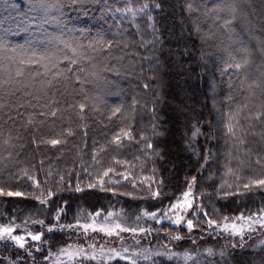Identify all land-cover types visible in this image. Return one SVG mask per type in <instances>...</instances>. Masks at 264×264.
<instances>
[{
    "label": "trees",
    "instance_id": "obj_1",
    "mask_svg": "<svg viewBox=\"0 0 264 264\" xmlns=\"http://www.w3.org/2000/svg\"><path fill=\"white\" fill-rule=\"evenodd\" d=\"M226 2L227 0H63V7L60 10L54 9L49 14L50 22L43 23V13L31 9L33 0H0V8L6 6L5 10H0V44L6 45L8 49H19L22 46L29 50V55L34 53L36 57H42L45 53L60 55L64 41L70 43L79 41L87 45L93 38L101 37L106 41H113L117 45L113 51L120 55L118 50L120 42L125 41L129 45L125 49L129 58L124 61L123 68L116 61H111L116 66V70L120 72L119 76L115 72H104L102 76L109 82L106 86L101 82V86L93 90L92 84L84 85L85 90L93 95V99L84 101L87 120L74 119L71 122L70 127L75 129L78 135L72 137L71 143L66 147L57 146L62 148V151L57 152L50 144L41 142L42 139L50 137H42V131L46 130L44 126L38 125L33 128L26 124L29 118L28 113H25L21 119L15 117V111H13L12 115L17 123L9 122L3 129H0V133H2L0 139L8 138L9 131L11 132L12 145L8 151L0 149V176L3 177V181L11 185L14 190L31 191L32 181L24 175V169H27L41 182L45 180L46 174L49 172L53 173L52 176L47 177L50 181L58 182L60 176L63 175L65 185L63 189L56 190L58 196L55 199L59 208H63L64 212H60L57 205H53L52 209L55 214L61 215L60 223H71L75 228L77 226L81 229L71 232L48 233V221L56 223L54 215L49 214L48 206H40L38 201H35L31 196L27 198L8 197L6 194L0 196V226H4L9 220L14 219L17 225H21L17 228L16 234L30 238L24 231V223L27 222L34 226V229L29 230L40 231L41 226L33 224L32 220L45 219L46 223L43 227L45 242L40 245L44 250L43 253L37 251L35 246L37 242L29 241L33 244L30 251L36 256L35 264H48V260H45L44 257L49 256V252H55L57 248L109 244L111 239L108 237H114L115 240L121 239L125 235L131 237L132 240L139 238L148 244L155 243L161 247L166 245L168 249H173L174 243L184 246L210 242L227 248L225 264H264V248L260 252L243 250V245L250 244L251 238L264 234V227L258 225L250 234L248 230L245 231L243 239L240 237L239 240L234 241L235 245L224 233L215 231L210 234L205 222H201L200 226L195 227L191 233L188 232L186 226L177 232V226L170 228L168 222L156 224L155 221L143 217L145 210H155L153 205L160 206L157 200L133 199L102 191L95 178V171L92 172L90 179L87 172L82 170L87 165L94 163L91 159L93 154H98V159L101 160V165L104 167L110 164L116 151H113L115 145L109 146L107 142L112 140L114 132L119 131L117 125L131 123L136 133L143 131L155 145L157 155L148 160L143 175L138 179L152 175L154 160L155 181H163V196L159 198L163 206H167L170 200L175 202L176 198L181 197L182 193L188 190V184L193 183L192 177L195 176L198 177V182L192 189L195 193L194 199L197 202L202 201L206 206L205 210L215 211L221 220L223 216L230 218L242 215L254 216L259 209H264V191L258 189L246 196L239 197H223L217 194V188L223 180L229 182L232 180V177L225 175V161L229 145L225 144L222 138L217 139L211 136L217 122V110L221 107L228 92L230 76L224 75L221 71L224 67L220 59L222 54L215 49H210L201 40L196 31V24H203L205 13L212 15L213 9L218 10ZM142 3H147L149 9L146 10V14H141L134 22L130 15L123 11H116L118 8L123 9L125 5L134 4L138 7ZM157 3L161 5L160 8H155ZM188 3L199 5V11L190 13L187 7ZM252 3L255 5L254 21L256 23L264 22L262 0H252ZM170 7L172 9H169ZM249 11H253V9H249ZM149 16L152 17L151 20L148 19ZM177 17L179 18L177 19ZM198 17L199 19H197ZM182 27L185 29V34L182 32ZM172 30L178 32L174 33L173 40L170 37ZM244 38L247 39L246 36ZM3 56L4 53L0 52V58ZM185 62L192 63L187 69L190 75L188 78L193 80V89L202 87L203 76H205L202 99L201 95L191 98L192 102L204 101L205 104L199 112L182 116L179 129L169 113L168 100L175 101L176 96L167 71L172 69L178 71V75H182L186 72L183 70ZM61 63L63 64L65 61L62 60ZM126 69L128 70L126 71ZM39 70L44 71L42 67ZM88 78L93 79L92 77ZM231 78L234 79V77ZM145 84H148L149 87L145 88ZM206 96L210 98L208 104L205 100ZM133 97L138 101L135 104L134 117H129L128 120L123 117L120 119L112 117L111 121L108 119L111 115L110 109L121 107L126 110L129 105H132ZM68 98L72 99V97ZM237 98L240 99V97ZM83 100V94L75 97L73 102L77 104L76 112L80 111L78 105ZM93 105L97 110H92ZM224 110L227 111V109ZM20 111L24 110L20 109ZM119 115L118 113L117 116ZM124 115L129 116L127 111ZM48 119H52V117ZM197 122H199L202 134L193 139L192 130ZM64 123L68 126L67 119ZM153 124L158 129V134L155 136H152L151 131ZM85 133H87L86 136ZM175 136H178L180 143V145L177 143L178 154L182 151L183 155L174 156L172 147ZM250 140L253 141L250 147L255 149L259 137H250ZM124 144L125 147L118 150L121 153L118 158L143 164V159L140 161L134 159L136 155H139L137 149L143 145H138L135 142L129 144L128 141H124ZM102 148L107 149V152L102 151ZM209 149L213 152V158L209 166L202 168L204 154ZM9 152L12 153L11 157H9ZM181 156L183 157L180 158ZM241 156L245 160V171H250L248 164L254 168L260 167L254 163L255 155L251 157V160L244 158L242 154ZM41 161H43V167H41ZM231 164L236 167L239 162L232 159ZM101 165H95V167L99 169ZM5 167L10 169V172L4 170ZM118 167L123 170L122 165H118ZM10 174H15L20 179H10ZM90 182L97 186L89 188ZM77 184L81 186L79 192L76 191ZM125 187L131 189V184H126ZM153 190H155L154 185ZM97 212L100 215L115 212L118 215V223L139 224L145 228L152 227L153 231L147 235L138 234L137 237H134L132 233L123 234L126 232L116 230L115 236H109L100 231L90 234L91 228H89L87 234H84L83 228L77 224L79 222L89 224V222L79 220V218H87L88 215ZM192 218L195 223L196 217ZM157 230H160L159 235H157ZM177 234L181 235V241L169 242V237ZM13 247L11 241L6 246L0 239V261L3 264H9V259L18 260L19 264H33L32 257L27 255V244L25 249H19L22 254L20 256H17V253L13 251ZM117 260L114 259L110 264H130V261ZM175 263L178 264V262ZM137 264H144V262L137 261ZM165 264H171V262H165Z\"/></svg>",
    "mask_w": 264,
    "mask_h": 264
},
{
    "label": "snow or ice",
    "instance_id": "obj_2",
    "mask_svg": "<svg viewBox=\"0 0 264 264\" xmlns=\"http://www.w3.org/2000/svg\"><path fill=\"white\" fill-rule=\"evenodd\" d=\"M262 4H264V0H262ZM62 7L63 0H33L31 5L32 10L43 13V23H49V14L54 9L60 10ZM160 7V4H155V8ZM187 7L190 13L199 11V5L197 4L188 3ZM148 9L149 5L142 3L138 7L134 4L125 5L123 9L118 8L116 11H123L125 14L130 15L134 22L141 14H146ZM249 9H253V11H249ZM254 14L255 5L252 0H227L218 10L213 9L212 15L205 13L203 24H196V31L201 40L210 49H215L222 54L220 59L224 67L221 71L224 75L230 76L228 92L221 107L217 110L216 126L211 133L212 137L222 138L225 144L229 145L225 161V175L232 177V180L231 182L223 180L217 188V194L223 197L246 196L256 189L264 191V22L256 23L253 19ZM148 19L151 20L152 17L149 16ZM245 36L247 39L244 38ZM63 44L64 47L60 49V55L45 53L42 57H36L34 53L29 55V50L22 46L19 49H8L6 45L0 44V52L4 53V56L0 58V129H3L9 122L12 124L17 123L15 117L22 119L25 113H28L29 118L26 124L33 128L38 125L44 126L46 130L42 131V137L47 136L50 138L42 139L41 142L50 144L57 152L63 150L57 146L66 147L67 144L71 143V138L78 135V132L70 127L71 122L74 119L87 120L84 101L93 99V95L85 90L84 85L86 83L92 84L93 90L100 87L101 82L106 86L109 82L102 76V73L115 72L117 76L120 75V72L116 70V66L111 61H116L123 68L124 61L129 58L128 53L125 51L129 45L125 41H121L118 46L120 55L113 51V48L117 47L113 41H106L101 37L93 38L87 45L79 41L71 43L64 41ZM9 53L11 54L9 55ZM208 54L211 55V53ZM62 60L65 63L62 64ZM33 65H36V67H33ZM41 67L44 69L43 72L39 70ZM231 77H234V79ZM144 87L148 88L149 85L145 84ZM81 94H83L84 100L79 102L80 111L76 112L77 104L73 101L75 97ZM68 97H72V99L70 100ZM237 97H240V99ZM137 103L138 101L133 97L132 105H129L126 110L121 107L110 109L111 115L108 119L111 121L112 117H117V119L123 117L128 120L129 117H134L135 104ZM20 109L24 111H20ZM224 109H227V111ZM92 110H97L95 105L92 106ZM13 111H15V117L12 115ZM125 111L128 112L129 116L124 115ZM118 113L119 116H117ZM49 117H52V119H48ZM65 119L68 121V126L64 123ZM49 125L51 127H48ZM85 127H87L86 124ZM117 127L119 131L114 132L112 140L107 142L109 146L115 145L113 151H116V155L111 158V163L104 167L101 165V160L98 159V154H93L91 159L94 163L82 169L87 172L90 179L92 178V172L95 171V178L102 191L133 199L157 200L160 206L153 205L152 207L155 210H145L143 217L155 221L156 224L168 222L170 228L177 226V232L186 226L188 232L191 233L195 227L200 226L201 222H205L210 234L219 230L220 233L229 232L233 236H240L243 239L245 228L250 234L255 230L257 224L264 227V209L258 210L256 213L258 218H254L253 215L236 217V220L244 221L240 225H237L235 220L228 216H223L221 220L215 211L205 210L206 206L203 205L202 201L197 202L194 199L195 193L192 189L198 182V177L195 176L192 177L193 183L188 184V190L182 193V199L176 198L175 202L170 200L167 206H163L162 201H159V198L163 196V181H155L154 160L152 175L138 179L139 176L143 175L148 160L157 155L154 143L143 131L136 133L131 123L117 125ZM151 131L152 136L158 134L155 124L151 126ZM201 134L202 130L199 122H197L192 130V138L196 139ZM86 135L87 133H85ZM254 136L259 137L255 149L250 147V144L253 143L250 137ZM124 141H128L129 144L135 142L138 145H143V147L137 149L139 155L134 157L136 161L143 159V164H136L131 160L118 158L121 155L118 150L125 147ZM9 147H12L10 131L8 138L0 139V149L8 151ZM101 150L107 152V149L102 148ZM241 154L248 160H251V157L255 155L256 160L254 163L260 165V167L254 168L251 164H248L250 171H245V160ZM11 155L12 153L9 152V157ZM212 158L213 152L209 149L204 154L202 168L209 166ZM232 159L239 162L238 166H232ZM95 165H101V168L97 169ZM118 165H122L123 170ZM41 167H43V161H41ZM138 168L139 171H137ZM4 170L10 172V169L6 167ZM23 173L28 180L32 181L31 191L14 190L0 176V196L5 194L8 197L27 198L31 196L35 201H38L40 206H48L49 214L54 215L56 221L55 224L51 220L48 221V233L76 231L77 229L71 223H60L61 215L55 214L52 209L53 205H57L59 211L64 212L63 208H59L55 199L58 196L56 190L64 188V176L61 175L58 182L55 180L50 181L47 177L52 176L53 173L49 172L46 174L45 180L41 182L27 169H24ZM9 178L20 179L15 174H10ZM126 184H131V189H127ZM153 185L155 190H153ZM96 186L91 182L88 184L89 188H95ZM76 191H81L79 184L76 185ZM60 199L63 198L60 197ZM99 214V212L96 213L97 216ZM112 215L111 212L108 213L109 217ZM193 216L196 217L195 223ZM32 223L39 224L41 230H29L27 222L24 223L23 228L26 236L30 237L32 242H37L35 245L37 251L42 254L44 250L40 245L45 242L43 227L46 221L45 219H35L32 220ZM19 227L21 225H17L14 219L9 220L4 226H0V239L3 240L6 246L11 241L14 245L13 251L17 253V256L22 255L19 249H25L27 244V255L32 257L33 264H35L36 256L30 251L33 244L26 240L25 235L16 234ZM81 227L85 233L89 228H92L93 231L97 230L94 223H85ZM99 230L106 232L109 236L119 230V232L132 233L134 237H137L138 234H150L153 228L141 227L139 224L124 225L120 222L112 226L102 225ZM159 231L157 230V235H159ZM181 239V235L177 234L170 236L169 242L173 240L179 242ZM121 247L122 251L116 249H107L106 251L105 248L101 247L98 253L93 251L91 259L106 258L112 260L114 257H119L130 261V264H137L139 257H143L145 260L151 259L149 249L140 246L139 238H137L135 245L138 250L132 252L131 256L126 255L131 246L124 247L121 245ZM162 248L163 251L155 253L161 259L159 261L152 259V264H165L164 257L171 259L177 255L168 249L166 245H162ZM206 251L209 256L213 255L212 249ZM60 252H65V249H60ZM84 255L87 256L86 253ZM221 255L223 256V252H221ZM183 258L188 260L191 257L186 252ZM44 259L50 260L51 264H59V254L53 258V254L49 252V256L44 257ZM0 264H3V262L0 261ZM9 264H19V261L9 259ZM80 264H83V261ZM193 264H199V261L194 260Z\"/></svg>",
    "mask_w": 264,
    "mask_h": 264
},
{
    "label": "rangeland",
    "instance_id": "obj_3",
    "mask_svg": "<svg viewBox=\"0 0 264 264\" xmlns=\"http://www.w3.org/2000/svg\"><path fill=\"white\" fill-rule=\"evenodd\" d=\"M171 7L169 9H172ZM5 9H6V6L0 8V10L2 11ZM178 18L179 17H177V19ZM182 32L183 34H185L184 27H182ZM170 33H171V36H170L171 40H173L174 33L177 34L178 32L176 31L174 32V30H172ZM188 63L189 62L184 63L183 70L186 72L183 73L182 75H178L177 73L178 71H174L172 69L167 71L170 75V79L172 81V86H173V91L176 96L175 101L168 100V103H169L168 108L170 109L169 113H170V116L175 120V124L179 129H180L181 122H182V119H181L182 116H186L189 113L199 112L200 110H202L205 104L204 101L196 102V103L192 102V99H191L192 96L201 95L200 97L202 99L203 97L202 92H204V89H205V86H204L205 76H203L202 87L199 86L198 88L193 89L192 88L193 80H190L188 78L190 76L188 72L189 65H191L192 63L191 64H188ZM209 99H210L209 97L207 96L205 97L207 104L209 102ZM177 143H179L178 136H175L174 144L172 147V151L175 153L174 156L175 155L179 156V154L183 155L184 153L182 151L181 153L178 154L179 150H178ZM182 157L183 156H181L180 158ZM179 198L182 199V196ZM111 213L113 214L111 217L108 216V213H105L102 215L99 214V216H97L96 214H93V215H88L87 218H79V220L88 221L89 224L94 223L97 229L96 231H100L99 229L102 225L112 226L114 225L115 222L118 223V220H117L118 215L115 212H111ZM254 218H258V216L254 215ZM231 219L235 220L237 225L244 223V221L236 220V218H233V217H231ZM83 224H84L83 222H79L77 225L81 227V225ZM258 225L259 224H257L255 227H257ZM27 227L28 229H34V226L30 224H27ZM76 229L81 230L77 226H76ZM96 231H93V229L91 228L90 234L99 233ZM217 231L220 232L219 230ZM245 231H247V228H245ZM100 232H103V231H100ZM103 233L107 235L106 232H103ZM127 233L129 232H126L123 234H127ZM84 234H87V232L86 233L84 232ZM224 234L228 236L229 240L232 242L233 245H235L234 241H237L240 238V236H233L229 232H225ZM115 235L116 233L113 232L111 236H115ZM108 238L111 239V242L109 244H94L93 246H78V247L70 246L71 248H67V247L57 248L55 252H51V253L53 254V258H55L57 254H59V264H80L81 261H83V264H110V262L113 261L114 259H118L117 261H122L124 259H121L119 257H114L112 260H108L106 258L91 259V254L93 253V251L98 253L101 247L105 248L106 251L107 249H116V250L122 251L121 245H123L124 247L131 246L129 247V252L126 254L128 256H131L132 252L138 250L135 247L137 239L132 240L131 237L126 236V235L122 236L121 239L119 238V239L114 240V237H108ZM26 240L29 242L30 238H26ZM139 243L141 247L149 249V254L151 256V259L145 260L143 259V257H139L137 261H143L144 264H152V259H155V260L161 259V257L155 255L157 251H163V248L160 245H157L155 243L148 244L147 242H144V241L142 242L140 239H139ZM263 248H264V234L258 237H255V238H251L250 244H248L247 246L243 245V250L251 251V252H260L261 250H263ZM60 249H65V252H60ZM207 249H212L213 255L209 256L206 251ZM170 250L177 255L171 259H168L167 257H164L163 259L165 262H171V264H176L175 262H178V264H193L194 260H198L199 264H225L227 261L226 260L227 248H223L220 245H214L213 243H210V242H207L204 244L199 243L197 245L196 244H186L184 246H178L177 243H174V248ZM186 252L191 257L188 260H184L183 258V255ZM221 252H223V256L221 255ZM85 253L87 254V256L84 255ZM48 264H51L50 260H48ZM253 264H256V263H253Z\"/></svg>",
    "mask_w": 264,
    "mask_h": 264
}]
</instances>
